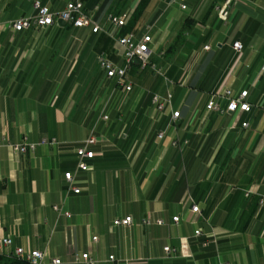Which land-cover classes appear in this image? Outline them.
I'll return each instance as SVG.
<instances>
[{"label": "crops", "instance_id": "1", "mask_svg": "<svg viewBox=\"0 0 264 264\" xmlns=\"http://www.w3.org/2000/svg\"><path fill=\"white\" fill-rule=\"evenodd\" d=\"M33 1L0 0V139L57 144L24 155L0 148V237L62 264L85 252L97 264H109L108 256L135 264H264V0H242L225 21L218 9L226 0H186L187 12L173 0H145L132 32L140 39L150 31V62L171 86L141 72L128 75L130 93L114 94L115 81L97 64L100 54L120 64L106 34L58 24L9 30L34 15ZM37 1L58 13L75 0ZM79 1L110 33L107 17L130 20L141 0ZM234 42L243 48L237 57ZM224 88L247 91L250 112L207 113L211 94ZM167 91L171 111L180 113L173 126L169 112L156 114L150 104L151 93ZM103 111L108 122L99 119ZM91 134L99 142L90 170L77 172L72 147ZM68 172L78 195L66 190ZM126 217L130 226L113 227Z\"/></svg>", "mask_w": 264, "mask_h": 264}, {"label": "built area", "instance_id": "2", "mask_svg": "<svg viewBox=\"0 0 264 264\" xmlns=\"http://www.w3.org/2000/svg\"><path fill=\"white\" fill-rule=\"evenodd\" d=\"M173 4H176L181 12H187L188 7L186 0H173ZM242 3V0H226L225 4L218 9V14L222 20H227L230 10L237 4ZM34 15L31 18L20 19L9 25V30L12 33H20L27 30L42 31L58 24L62 21L66 27L72 29H89L92 34L104 33L112 39L116 46V51L120 57V64H114L108 60L104 54H100L97 58V64L99 69L104 73L106 79L114 80L115 87L112 94L120 90L125 93H130L132 91L133 85L128 80V75L131 71L133 64L136 62L140 66V71L146 69L150 70L156 79L161 80L166 85L171 86V83L165 75V71L162 67H157L156 65L150 64V58L152 55V50L150 45L153 42L152 36L146 31L145 35L137 39L133 32L127 33L123 36L120 35V31L126 27L129 18L123 16L118 18L113 15L107 17V23L112 27V32H108L103 29L94 19V15H89L84 12L83 4L79 0L68 2L64 9L58 13H52L50 10L43 6L39 1L35 0L32 3ZM208 50V47L204 48ZM242 45L240 42H234L232 44V50L235 57L241 54ZM247 91H241L239 94H233L232 90L224 88L221 92L215 91L211 94L208 103L205 106L207 113H248L251 110L250 105L246 102ZM171 100L172 95L170 91H167L164 95L157 93L150 94V104L154 113L163 115L169 112L170 120L169 126H173L179 119L180 113L171 111ZM225 102V107H221L219 101ZM102 122H108L109 117L105 111H103L99 117ZM167 126V127H169ZM242 127H247V124H242ZM165 137V131H162L156 135L158 141H162ZM99 142V138L94 134H91L83 142L73 146V150L77 159L76 171L77 172H88L90 167L87 161H91L94 157V153L91 150ZM56 141L43 139L38 143H30L23 138L22 142L19 144H9L0 139V148L6 147L10 149L16 155H24L28 153H33L37 147L44 145H56ZM171 146H176L175 142H171ZM65 183L67 184V192L78 195L81 193L79 188L74 186V174L65 173L63 176ZM258 206L261 210H264V196L259 197ZM53 211L60 213L58 207H53ZM191 213L198 214L199 208L197 206H192L190 209ZM63 216L69 218V214L64 213ZM179 217L172 218L174 224L178 223ZM132 223L130 217H126L121 220H114L113 227H128ZM157 224L160 226L162 222L159 221ZM196 237L200 236L201 233L196 231L194 233ZM92 242L96 243L97 238L93 237ZM166 254H174V250L168 247L164 248ZM5 255L9 259H15L25 264H62L58 259H49L44 253L36 250H25L22 248H13L12 240L9 237H0V257ZM74 264H97L93 258H91L89 253H81L74 256ZM107 263L109 264H135L134 261L120 262L114 258V256H108Z\"/></svg>", "mask_w": 264, "mask_h": 264}, {"label": "trees", "instance_id": "3", "mask_svg": "<svg viewBox=\"0 0 264 264\" xmlns=\"http://www.w3.org/2000/svg\"><path fill=\"white\" fill-rule=\"evenodd\" d=\"M145 2H146L145 0H141V1L139 2V4H138L137 8L135 9V11H134V13H133L131 19L128 21V24L126 25L125 28H123V29L120 31V35H121V36H123V35H125V34L130 33V32L133 31L134 23H135L136 20L140 17V15H141V13H142L144 7H145ZM67 28H68V27H67ZM150 61H151V60H150ZM150 64H152V63L150 62ZM141 72H142V73H147V72H149V73L152 74V72H151L150 70H148V69H146V70H144V71H140V66H139V64L135 62V63L133 64L132 68H131V71H130L129 75H136V74L138 75V74H140ZM10 260H11L10 264H25V263H23V262H20V261H18V260H15V259H10Z\"/></svg>", "mask_w": 264, "mask_h": 264}, {"label": "water", "instance_id": "4", "mask_svg": "<svg viewBox=\"0 0 264 264\" xmlns=\"http://www.w3.org/2000/svg\"><path fill=\"white\" fill-rule=\"evenodd\" d=\"M58 25L61 26V27H65V24L62 21H59Z\"/></svg>", "mask_w": 264, "mask_h": 264}]
</instances>
